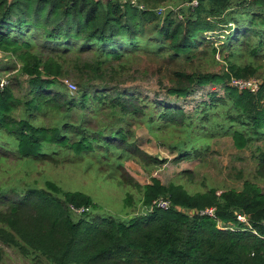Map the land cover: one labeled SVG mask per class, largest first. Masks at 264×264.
Instances as JSON below:
<instances>
[{
    "label": "trees",
    "instance_id": "16d2710c",
    "mask_svg": "<svg viewBox=\"0 0 264 264\" xmlns=\"http://www.w3.org/2000/svg\"><path fill=\"white\" fill-rule=\"evenodd\" d=\"M190 1L0 0V53L15 70L5 79L0 73V161L14 162L5 173L97 154L112 168L100 171L131 181L146 208L125 219L85 218L89 210L74 218L69 205L90 209L88 195L49 179L27 181L29 173L16 184L8 178L0 184V260L9 246L37 264H264V192L253 181L189 191L155 177L136 185L125 173L129 158L162 161L137 144V124L175 151L176 162L230 137L236 149L253 147L264 179V0ZM141 54L168 65L159 66L163 98L127 85L131 60ZM64 77L75 81L74 94ZM251 77H262L256 92L230 84ZM209 84L207 99L190 110L168 100ZM157 198L169 208L149 211ZM205 208L215 216L198 213Z\"/></svg>",
    "mask_w": 264,
    "mask_h": 264
},
{
    "label": "rangeland",
    "instance_id": "374dc122",
    "mask_svg": "<svg viewBox=\"0 0 264 264\" xmlns=\"http://www.w3.org/2000/svg\"><path fill=\"white\" fill-rule=\"evenodd\" d=\"M131 62L134 65L130 72L131 78L127 80V85L137 87L138 90L136 91L151 98H155L156 95L163 98L165 92L162 88H159L158 83L161 77L159 66L162 65L163 70H166L168 65L157 60L154 56L144 54L132 59ZM14 72L11 61L2 58L0 53L1 77L3 76L4 79L9 78ZM261 78L259 77L260 80ZM62 82L70 94L76 92L77 86L73 78L64 77ZM67 82L74 84L75 88H69ZM212 88L210 84L205 85L187 98L170 97L168 100L182 105L186 110H190L199 101L207 99L206 92ZM214 88L222 93V90L218 87L214 86ZM133 129L140 148L151 157L157 156L158 159L162 160L161 163L156 165L148 162H145V165V163L133 158L126 159L123 162L125 173L127 177L133 179L136 185L143 186L151 183V178L155 177L163 184H168L171 181L181 183L189 191L203 190V185H205L212 186L219 192L225 188L239 189L244 180H250L259 185L264 192V179L258 175L257 162L253 158V147L236 149L230 137H215L210 141L207 152L200 158L176 162L174 161L176 152L158 145L155 137L151 136L145 125L136 124ZM158 136L168 137V132H161ZM101 162L97 154L83 156L71 154L68 160L58 164L35 162V164L22 165L17 171L6 174L5 172L13 167L14 162L10 159L2 160L0 161V184L7 181L8 178L10 182L16 184L17 180L15 178L22 177L24 173H29L26 178L27 181H32L33 178L49 179L64 191L81 192L88 195L93 201V205L90 206L88 214L85 216L89 219L99 215H112L125 219L143 213L146 208L139 201L140 191H138V188L127 179H123L121 182V180L106 177V173L100 171L99 167L104 166L107 168L106 171L109 172L112 168L106 163L101 164ZM184 170L189 172L180 175ZM128 193L132 194L130 204L128 203L129 206L124 202V197ZM73 217L78 218L79 215ZM219 227L224 228L221 223ZM2 248L3 256L0 264H37L31 258L22 256L15 248L9 246H3Z\"/></svg>",
    "mask_w": 264,
    "mask_h": 264
},
{
    "label": "built area",
    "instance_id": "2783aa9c",
    "mask_svg": "<svg viewBox=\"0 0 264 264\" xmlns=\"http://www.w3.org/2000/svg\"><path fill=\"white\" fill-rule=\"evenodd\" d=\"M131 2L135 3V0H131ZM198 3V0H191L189 2L190 6H196ZM141 7V6H140ZM158 13L162 12L163 9H158L157 10ZM5 83L4 80H2V82L0 83V87L3 86V84ZM230 84L232 86H234L236 89H238L239 91H243V90H248L250 92H256L259 89V86L261 84V81L257 78H232L230 80ZM67 85L69 88L74 89L75 85L67 82ZM170 206V201L167 198H157L155 200L152 201L151 205H149V210L153 209V208H160V209H167ZM70 210L77 214H83L85 212H87L89 210V207L86 206H75L73 204L69 205ZM198 213L200 214H207L209 216L214 217L215 213H214V208H205L203 210L198 211ZM236 218L244 223H247V217L244 214H237ZM220 222H217V226L219 227ZM263 224H264V220H263ZM220 228V227H219Z\"/></svg>",
    "mask_w": 264,
    "mask_h": 264
}]
</instances>
